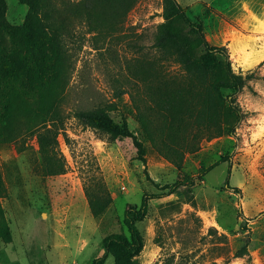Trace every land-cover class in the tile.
<instances>
[{
	"label": "rangeland",
	"instance_id": "1",
	"mask_svg": "<svg viewBox=\"0 0 264 264\" xmlns=\"http://www.w3.org/2000/svg\"><path fill=\"white\" fill-rule=\"evenodd\" d=\"M177 1L210 44L226 47L241 81L234 89L224 78L220 89L227 100L221 115L231 113L233 133L194 140L180 168L143 133L126 78V61L152 52L162 0H137L123 16L122 7L102 4L115 23L104 38L87 31L82 0H38L34 15L21 0H0V203L12 235L0 240V264H91L103 252V236H129L124 210L144 194L135 264H264V0ZM40 29L62 33L68 58L65 83L43 90L24 57L35 52L31 38L37 41ZM187 42L196 43L192 36ZM167 69L173 73L177 64ZM152 104L151 117L170 121ZM96 105L125 121L122 136L99 138L73 115ZM54 161L62 163L59 173L48 171ZM227 173L239 190L224 185ZM98 178L112 202L94 217L84 187ZM103 264H114L113 256Z\"/></svg>",
	"mask_w": 264,
	"mask_h": 264
},
{
	"label": "trees",
	"instance_id": "2",
	"mask_svg": "<svg viewBox=\"0 0 264 264\" xmlns=\"http://www.w3.org/2000/svg\"><path fill=\"white\" fill-rule=\"evenodd\" d=\"M21 1L29 5V14L34 15L38 0ZM136 1L82 0L81 13L87 31L104 38L114 30L115 23L107 21L101 11L102 4L122 7L123 11L117 15L123 16ZM162 9L163 20L156 24L152 52H149V57L135 56L126 61V78L135 90L131 93V101L143 133L160 155L180 168L184 153L193 148L194 140L209 139L224 132L233 133L231 113L221 115L227 100L220 89L226 84L224 78L232 82L234 89L241 85V81L232 71L226 47L210 44L204 36L200 21L192 20L177 0H162ZM185 27H188L187 31ZM190 36L196 42L193 46L187 42ZM62 37L59 31L49 33L40 29L37 41L31 38L35 52L27 51L28 55L24 54L31 63V72L40 75L41 80L37 84L40 90L45 89L48 82L56 81L57 87L65 83L68 58ZM170 63L177 64V70L173 73L167 69ZM3 71L10 73V63L4 66ZM166 72L168 77L164 76ZM121 92L119 89L116 95ZM149 101L154 102L152 108L157 116L166 115L170 121L165 123L151 117ZM73 115L89 126L99 138L114 140L126 132L125 121L121 124L115 122L104 105L77 108ZM223 160L224 157L218 158L203 171ZM48 165L51 173L63 170L60 161ZM227 172H230L229 167ZM228 173L224 185L239 190L229 184ZM172 186L175 187L176 183ZM2 188L0 172V191ZM84 189L91 214L99 217L112 202L108 189L100 178L94 185H85ZM149 196L144 194L138 205H129L124 210L123 223L129 236L122 232H111L103 236V252L91 264H103L108 254L113 256L114 264H135V256L143 247V237L137 223L147 213ZM11 239V230L0 203V240L10 242Z\"/></svg>",
	"mask_w": 264,
	"mask_h": 264
}]
</instances>
